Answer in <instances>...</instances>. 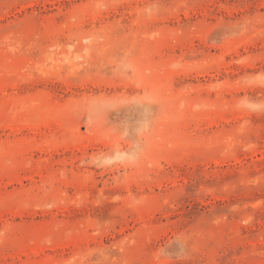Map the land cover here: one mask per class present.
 <instances>
[{
  "label": "rangeland",
  "instance_id": "obj_1",
  "mask_svg": "<svg viewBox=\"0 0 264 264\" xmlns=\"http://www.w3.org/2000/svg\"><path fill=\"white\" fill-rule=\"evenodd\" d=\"M0 264H264V0H0Z\"/></svg>",
  "mask_w": 264,
  "mask_h": 264
}]
</instances>
